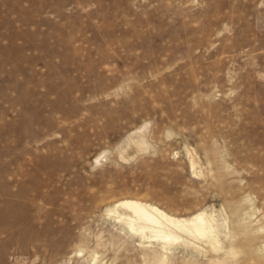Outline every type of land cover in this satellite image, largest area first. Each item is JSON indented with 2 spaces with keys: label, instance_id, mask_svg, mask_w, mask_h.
<instances>
[{
  "label": "rangeland",
  "instance_id": "374dc122",
  "mask_svg": "<svg viewBox=\"0 0 264 264\" xmlns=\"http://www.w3.org/2000/svg\"><path fill=\"white\" fill-rule=\"evenodd\" d=\"M131 199L215 218L218 244L132 230ZM263 246L264 0H0V264Z\"/></svg>",
  "mask_w": 264,
  "mask_h": 264
},
{
  "label": "bare ground",
  "instance_id": "6f19581e",
  "mask_svg": "<svg viewBox=\"0 0 264 264\" xmlns=\"http://www.w3.org/2000/svg\"><path fill=\"white\" fill-rule=\"evenodd\" d=\"M117 209L128 212L126 218L134 231L143 234L155 233L157 237L165 240H181L186 236L198 240L210 238L218 244V227L215 218H207L205 213H200L192 219L177 218L150 203L136 199L120 202ZM260 253L264 255V246Z\"/></svg>",
  "mask_w": 264,
  "mask_h": 264
}]
</instances>
